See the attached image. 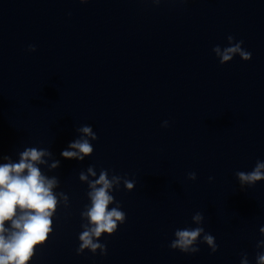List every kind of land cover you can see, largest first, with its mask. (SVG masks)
<instances>
[{
    "label": "clouds",
    "instance_id": "obj_1",
    "mask_svg": "<svg viewBox=\"0 0 264 264\" xmlns=\"http://www.w3.org/2000/svg\"><path fill=\"white\" fill-rule=\"evenodd\" d=\"M82 3L87 0H81ZM229 46L221 51L219 46H215L213 51L220 56L221 64L231 61L234 55L248 61L251 53L242 48L243 41L235 42L234 37H227ZM29 51H35V46L30 45ZM165 121V125H167ZM79 131L84 137L97 139L90 126H82ZM74 149L75 151L68 150ZM68 149L61 152L65 159L83 160L93 152V146L86 138L72 141ZM49 153L43 149L26 148L20 153L17 163L0 164V264H27L33 254V249L38 243H42L52 230V215L57 206V197L53 193V188L57 185L55 177L49 179L41 174L38 164L45 163L42 159ZM9 159V158H5ZM59 161H55L52 167H57ZM264 162L257 161L251 172L237 171L241 184L254 185L257 181L264 180ZM88 174L95 176L92 167H89ZM196 173L190 172L188 179L196 180ZM81 180H87L84 173L80 174ZM211 179V177L209 178ZM119 176L108 178L107 170H102L98 179L89 182L91 191L88 196L91 199V207L82 215L87 216L92 227L86 228L80 235L77 254L82 253L83 249H90L93 254L100 249L102 255L107 254L105 244L94 241V237H101L102 233L113 234L117 230V221L123 224L126 214L120 207H112L109 204L114 202V197L109 194V189L113 187V182L118 183ZM125 187L133 189L134 181L125 180ZM99 185V187H97ZM65 199H67L65 197ZM118 203V202H117ZM19 210V215H18ZM192 220L199 224L203 220V215L197 212ZM8 222L9 227H5ZM264 233V227L260 229ZM202 236V242L209 245L212 252L217 251L215 237L205 232L203 227L177 229L174 233L175 239L171 242L172 249H178L183 253H197L200 249L198 238ZM264 245V240L258 242V247ZM241 264H248L246 254ZM257 264H264V253L257 255Z\"/></svg>",
    "mask_w": 264,
    "mask_h": 264
}]
</instances>
